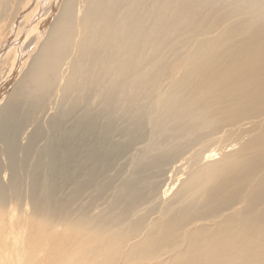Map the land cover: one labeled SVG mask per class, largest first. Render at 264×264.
Segmentation results:
<instances>
[{"label":"bare ground","instance_id":"1","mask_svg":"<svg viewBox=\"0 0 264 264\" xmlns=\"http://www.w3.org/2000/svg\"><path fill=\"white\" fill-rule=\"evenodd\" d=\"M0 264H264V0H0Z\"/></svg>","mask_w":264,"mask_h":264}]
</instances>
